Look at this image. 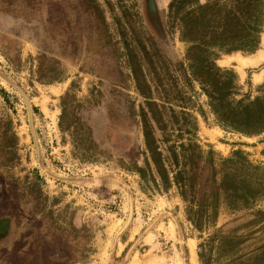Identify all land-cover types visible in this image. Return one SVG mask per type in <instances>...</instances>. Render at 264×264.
I'll return each mask as SVG.
<instances>
[{"label": "rangeland", "instance_id": "obj_1", "mask_svg": "<svg viewBox=\"0 0 264 264\" xmlns=\"http://www.w3.org/2000/svg\"><path fill=\"white\" fill-rule=\"evenodd\" d=\"M171 1L147 12L143 0H0V264H193V254L195 264H264V132L218 124L185 57L193 34L181 16L229 0ZM262 49L264 17L254 52L217 53L235 73L233 102L261 95L264 62L241 71L227 56ZM132 62L161 113L152 125L167 168L170 144L210 149L217 180L227 172L254 189L248 205L221 194L215 217L193 227L172 173L164 188L146 162ZM64 106L77 116L69 129Z\"/></svg>", "mask_w": 264, "mask_h": 264}, {"label": "trees", "instance_id": "obj_2", "mask_svg": "<svg viewBox=\"0 0 264 264\" xmlns=\"http://www.w3.org/2000/svg\"><path fill=\"white\" fill-rule=\"evenodd\" d=\"M174 4L175 0H172L170 8L176 5ZM219 12H221L219 24L214 26L211 24V17ZM263 17L264 0H229V6H221L219 2L199 5L187 10L180 18L187 33L193 34L189 39L190 44L185 57L192 75L207 94L209 106L218 124L247 136L264 132V91L253 100L241 99L233 102L229 96L234 90L235 73L231 69L219 68L214 64V59L217 53L254 52L259 45ZM217 27L219 30H216ZM209 45L219 47L218 52L213 54L215 57L208 55ZM131 71L136 88L144 98L147 108V110L141 108L138 114L146 162L151 163L164 188L170 185L169 174L172 173V182L188 204V220L193 227L201 231L209 223L210 218L215 217L221 194L229 201L239 200L248 205L255 193L254 189L244 179L237 181L227 172L217 180L213 152L210 149L203 155L200 148L190 142L178 146L170 144L165 148L169 154L171 167L167 168L165 156L152 125V122L160 125L161 113L156 102L148 95V86L141 79L140 70L134 62L131 63ZM72 112V109L62 107L61 128L69 129L70 123L77 118L74 116L73 119H66ZM116 138L123 141L127 135L120 134ZM233 155L242 159L240 151L236 150ZM230 160L231 158H227L222 162ZM243 162L247 168H252L247 161ZM136 170L143 175V168L137 167ZM199 245L202 248V244ZM199 256H202L200 251Z\"/></svg>", "mask_w": 264, "mask_h": 264}, {"label": "bare ground", "instance_id": "obj_3", "mask_svg": "<svg viewBox=\"0 0 264 264\" xmlns=\"http://www.w3.org/2000/svg\"><path fill=\"white\" fill-rule=\"evenodd\" d=\"M234 59L239 65L240 70L242 71V68L244 67H256L259 64L264 62V49L257 51L255 54H251L248 56H241L239 54H234V55H228L227 56V61ZM256 81H260L261 75H255L254 76ZM192 263L195 264V259H194V254L192 256ZM146 264H158V260L153 257L148 255L145 260Z\"/></svg>", "mask_w": 264, "mask_h": 264}, {"label": "flooded vegetation", "instance_id": "obj_4", "mask_svg": "<svg viewBox=\"0 0 264 264\" xmlns=\"http://www.w3.org/2000/svg\"><path fill=\"white\" fill-rule=\"evenodd\" d=\"M144 3H145V8L147 10V12H152L153 10V7H155L152 3L154 2L155 3V0H143ZM6 225L4 224H1L0 223V237L4 236L5 235V231H6Z\"/></svg>", "mask_w": 264, "mask_h": 264}, {"label": "water", "instance_id": "obj_5", "mask_svg": "<svg viewBox=\"0 0 264 264\" xmlns=\"http://www.w3.org/2000/svg\"><path fill=\"white\" fill-rule=\"evenodd\" d=\"M127 222H128V221H126L124 225H126V224H127Z\"/></svg>", "mask_w": 264, "mask_h": 264}]
</instances>
